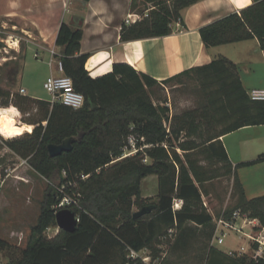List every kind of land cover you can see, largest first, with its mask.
<instances>
[{
    "label": "trees",
    "instance_id": "trees-1",
    "mask_svg": "<svg viewBox=\"0 0 264 264\" xmlns=\"http://www.w3.org/2000/svg\"><path fill=\"white\" fill-rule=\"evenodd\" d=\"M135 1L131 0L133 10ZM198 1L144 0L151 4L144 10L147 16L123 25L121 40L165 37L171 35L173 23L185 29L180 13ZM82 35L81 26L62 23L55 42L63 74L84 97L80 109L0 88V108L12 106L8 109L16 108L20 114L36 110L40 115L38 120L21 118L22 123L34 126L31 133L2 140L3 144L35 173L47 180L58 174L61 183L57 191L50 188L45 195L26 246L17 258L8 255L4 264H146L139 257H129L130 251L143 250L153 264L161 245L172 236L169 230L179 233L172 247L178 245L188 225L210 229V238L214 237L213 218L204 208L202 196L206 183L221 178L232 179L236 198L232 211L222 217L229 220L237 210L248 212L264 226V195L245 197L220 141L239 129L264 125V101L249 99L236 65L218 58L157 82L127 64H114L111 72L92 78L85 68L88 56L79 53ZM199 35L205 47L256 39L264 54V0H252L241 11L200 28ZM190 75L199 82L201 92V101L194 108L170 115L167 99L158 104L150 99L149 92L155 87ZM0 115H7L6 110ZM129 134L143 138L138 146L149 147L112 164L121 156ZM71 137L78 138L71 151L49 157L48 145ZM145 158L150 163H144ZM262 162L264 153L236 167ZM80 175L88 177L81 180ZM151 175L157 177L158 199L146 205L153 206L149 214L133 219L132 207L140 195L141 181ZM63 195L77 200V207L70 211L79 221L74 232L59 230L48 237L47 231L57 227L53 207ZM173 199L182 202L177 211L172 210ZM11 249L0 239V252ZM233 256L210 246L206 264H264V258H229Z\"/></svg>",
    "mask_w": 264,
    "mask_h": 264
},
{
    "label": "crops",
    "instance_id": "crops-1",
    "mask_svg": "<svg viewBox=\"0 0 264 264\" xmlns=\"http://www.w3.org/2000/svg\"><path fill=\"white\" fill-rule=\"evenodd\" d=\"M131 4V0H89L86 3L83 0H0V32L9 34V38L10 34L27 37V51H33L36 62L47 64L49 73L46 79L62 75L57 69L60 48L55 44L60 25L79 21L83 31L79 53L88 56L85 68L92 78L111 72L114 64H127L162 82L185 70L225 58L236 65L241 84L248 94L246 84L251 75L256 72L264 74V54L256 39L205 47L199 35L200 28L241 11L251 5L252 0H200L181 11L185 29L180 23H173L171 35L122 41V26L133 24L148 14V11L136 13ZM27 97L51 101V97L43 99L34 93L27 94ZM220 141L245 197L263 196L264 162L236 166L253 161L264 153V125L239 129L221 137ZM178 153L181 154L179 150ZM211 197V192L206 190L203 200ZM211 244L215 247L214 239ZM215 248L224 254L229 253ZM140 254L149 256L145 250Z\"/></svg>",
    "mask_w": 264,
    "mask_h": 264
},
{
    "label": "rangeland",
    "instance_id": "rangeland-1",
    "mask_svg": "<svg viewBox=\"0 0 264 264\" xmlns=\"http://www.w3.org/2000/svg\"><path fill=\"white\" fill-rule=\"evenodd\" d=\"M149 7L151 4L145 3L144 0H136L134 10L141 14ZM8 35L0 32V88L9 90L11 94L23 95L20 93V90L23 89L25 91L23 96L34 93L43 99L50 98V95L43 89V83L49 73L47 64L36 62L33 59V51H27V37L22 34H10L12 36L9 38ZM27 61L29 62L28 66ZM14 71L18 72L16 77ZM246 87L249 92L253 89L263 90L264 74L261 72L252 74ZM149 96L154 104L167 99L170 115L178 114L194 108L201 101L200 84L193 75L184 76L165 86L155 87L149 92ZM9 107L0 108V112L3 110L7 112V115H0V119L3 117L12 119L14 124L23 125L21 118L38 120L40 117L36 110L29 114H20L16 108L8 109ZM9 113L15 119L11 118ZM30 126L32 131L34 126ZM2 140L9 139L0 135V239L8 242L12 249L0 252V264L7 262L8 255L17 258L19 250L24 248L29 240L31 228L36 224L45 195L50 191V188L57 191L61 184L58 174L47 180L35 173L26 161L12 153ZM121 160L116 159L112 164ZM144 163H150V160L145 158ZM154 176H148L141 182L140 195L134 199L132 212L140 210L141 206L156 203L158 190L157 179ZM204 189L210 191L212 197L206 198L207 207L203 206L211 214L212 224L216 226L222 215L225 212L230 213L236 204V198L232 195V179L214 180L204 185ZM203 196L202 201H204ZM174 201L179 200L173 199ZM240 217L253 221V224L256 225L254 228L252 225L248 226L247 233L252 236H264L262 233L264 226L259 219L251 218L248 212H240ZM236 222L241 224L240 219ZM186 228L182 231L178 245L175 247H172V244L179 233L172 234L167 238V241H164L160 247L161 252L153 260V264H206V256L213 242V238H210V229H199L193 225H188ZM58 232L57 227L50 229L47 231V236L53 237ZM224 233L222 244H218L214 240L215 247L232 252L234 256L229 258L246 256L252 259L253 249L256 248L253 242L247 241L246 238L236 234L233 230H226ZM216 236H218V232ZM242 250L246 253L243 254ZM145 253L149 254L146 250Z\"/></svg>",
    "mask_w": 264,
    "mask_h": 264
},
{
    "label": "built area",
    "instance_id": "built-area-1",
    "mask_svg": "<svg viewBox=\"0 0 264 264\" xmlns=\"http://www.w3.org/2000/svg\"><path fill=\"white\" fill-rule=\"evenodd\" d=\"M52 55L53 52H52ZM57 69L62 73L61 76L55 77L50 76L48 77L43 83V89L50 95L51 101L50 103H59L65 107H68L72 110L80 109L84 104V97L82 94L76 92L73 88L72 80L65 76L62 72L61 63L57 62ZM21 94H25V91L22 89L20 90ZM248 97L252 101H264V90H251L248 92ZM138 141L143 142V138L138 139L137 136L133 134H129L126 138L125 146L122 148L121 156L118 160L125 159L128 157H132L136 155L138 152H143L145 148L149 146H138ZM88 175H80L81 180H85ZM62 192V190H59ZM77 200L69 195H63L57 204L53 207L55 210V214L61 210H71L77 207ZM182 205L181 201H174L172 204V210L177 211L180 209ZM203 205L207 207V203L203 201ZM241 220V224L239 225L236 221ZM76 223L79 221L78 215L75 214ZM253 221H249L247 219H241L240 212L236 211L232 214V217L229 220L224 219L221 217L215 226V233L213 239L216 240L218 244L223 243V237L225 236L224 231L233 230L236 234L240 235L247 239V241L253 242L256 245V248L253 249V260H258L264 257V236H252L251 234L246 232V228L250 225L252 227H256L253 224ZM173 230H169V235L173 234ZM218 232V236L216 233ZM262 233H264V227L262 228ZM242 253H246L242 250ZM227 255L233 256L232 252H229ZM129 257L141 258L142 262L149 264L151 259L149 256H142L139 253H135L133 251L129 252Z\"/></svg>",
    "mask_w": 264,
    "mask_h": 264
},
{
    "label": "water",
    "instance_id": "water-1",
    "mask_svg": "<svg viewBox=\"0 0 264 264\" xmlns=\"http://www.w3.org/2000/svg\"><path fill=\"white\" fill-rule=\"evenodd\" d=\"M74 26H81V22L71 23ZM78 141V138L71 137L64 139L60 144L54 145L50 144L46 147L49 157L54 158L60 156L62 153L69 152L72 150L73 143ZM153 209V206H145L140 210L133 212L132 218L137 219L142 216L149 214ZM56 226L58 230H63L65 232L72 233L75 230L76 220L75 212L70 210L58 211L55 215Z\"/></svg>",
    "mask_w": 264,
    "mask_h": 264
},
{
    "label": "bare ground",
    "instance_id": "bare-ground-1",
    "mask_svg": "<svg viewBox=\"0 0 264 264\" xmlns=\"http://www.w3.org/2000/svg\"><path fill=\"white\" fill-rule=\"evenodd\" d=\"M5 128H12V129H17L18 131L12 133L11 135H5L4 129ZM31 126L28 124H14V121L12 119L8 118H1L0 119V135L5 137L6 139L10 138H15L18 136L23 135L24 133H29L31 132Z\"/></svg>",
    "mask_w": 264,
    "mask_h": 264
},
{
    "label": "clouds",
    "instance_id": "clouds-1",
    "mask_svg": "<svg viewBox=\"0 0 264 264\" xmlns=\"http://www.w3.org/2000/svg\"><path fill=\"white\" fill-rule=\"evenodd\" d=\"M18 131L17 129H12V128H5L4 129V132H5V135H11L12 133Z\"/></svg>",
    "mask_w": 264,
    "mask_h": 264
}]
</instances>
